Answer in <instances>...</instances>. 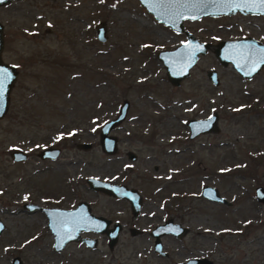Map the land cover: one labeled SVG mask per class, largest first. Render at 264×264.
Wrapping results in <instances>:
<instances>
[{"label":"rangeland","instance_id":"374dc122","mask_svg":"<svg viewBox=\"0 0 264 264\" xmlns=\"http://www.w3.org/2000/svg\"><path fill=\"white\" fill-rule=\"evenodd\" d=\"M100 23L103 42L95 35ZM0 24L1 59L18 71L0 118V264L15 256L21 264H176L190 257L264 264V204L253 196L255 186L264 187V67L243 81L212 52L220 40L245 36L264 44L263 17L185 20L183 29L210 48L178 86L166 80L155 56L185 36L157 22L136 0L12 1L0 6ZM208 70L219 78L215 88ZM122 100L128 109L121 128L110 132L118 150L109 156L100 149L98 130ZM212 112L219 131L188 140L186 119ZM79 143L90 146L83 150ZM52 144L62 147L58 163H71L64 169L75 181L72 202L87 200L94 214L124 226L112 250L97 237L95 250L71 242L56 253L44 219L17 212L20 200H37L35 153ZM12 149L29 159L13 163ZM128 150L135 161L125 157ZM154 165L162 169L156 172ZM54 169L47 180L62 179L61 165ZM86 177L137 189L143 199L138 216L131 218L124 200L90 192ZM202 185L215 187L229 204L200 197ZM166 218L188 231L179 239L162 236L167 257H160L147 232ZM132 226L142 232L131 235Z\"/></svg>","mask_w":264,"mask_h":264},{"label":"water","instance_id":"95a60500","mask_svg":"<svg viewBox=\"0 0 264 264\" xmlns=\"http://www.w3.org/2000/svg\"><path fill=\"white\" fill-rule=\"evenodd\" d=\"M12 1L18 0H0V6L6 5ZM152 17L157 21L172 29L175 32H183L185 41L170 50H161L156 53V59L160 61L164 70L166 80L172 86H178L180 82L188 77L189 71L197 61L199 55H203L209 48L210 44L198 41L190 32L183 29L185 20H198L201 17H218L229 16L235 13L242 15L255 14L264 15V10H258L254 5L245 6L241 0H136ZM3 27L0 24V71L8 75L5 82L3 95L0 97V118L3 117L7 110L9 93L18 76L15 66L5 63L1 59L3 47ZM96 39L105 41V29L100 23L95 29ZM213 55L222 65L228 64L244 79H250L264 65V44L251 38L243 37L233 40H220L213 49ZM206 77L213 85L217 84L216 72L208 70ZM128 109V101L122 100L117 107L116 114L113 118L102 123L99 128L98 143L102 152L113 154L116 151V137L110 134V131L119 126L125 119ZM215 115L206 119H188L186 126L189 130V136L194 137L201 133L217 131L215 127ZM81 149L89 148L88 143H81ZM57 149L47 147L40 150L38 156L56 157ZM9 156L14 161H21L25 158L24 153L19 149L9 152ZM86 183L93 191L102 192L116 199H125L129 204L131 216H137L141 200L136 190L128 189L122 185H114L94 178H87ZM199 196L212 202L227 204L215 187L203 185L200 187ZM254 197L257 202L264 204V187L256 186L254 188ZM47 229L50 231L53 243L52 248L58 252L70 242L84 244L87 248L97 246L96 238L79 237L80 232H92L106 236V246L112 250L118 239L120 225L114 222L108 229L110 221L101 216L90 214L86 203L80 202L73 210L46 209ZM2 223L0 222V232ZM135 230L131 231V235ZM187 228L174 223L171 218L164 220L162 224L156 225L150 230L152 240V249L158 255H164L162 252V243L160 238L165 235H171L176 239L183 237ZM11 264H20L19 258H12ZM178 264H210L205 258L188 259Z\"/></svg>","mask_w":264,"mask_h":264},{"label":"flooded vegetation","instance_id":"af4514ba","mask_svg":"<svg viewBox=\"0 0 264 264\" xmlns=\"http://www.w3.org/2000/svg\"><path fill=\"white\" fill-rule=\"evenodd\" d=\"M235 14H239V15H242V14H240V13H235ZM230 16V15H229ZM243 16H252V17H263L264 18V15H255V14H246V15H243ZM245 37H248V36H245ZM243 38V37H242ZM219 63V62H218ZM220 64V63H219ZM221 65V64H220ZM226 66H230V68H232L231 67V65L230 64H228V65H226ZM225 66V67H226ZM264 67V65L262 66V68ZM261 68V69H262ZM260 69V70H261ZM232 70L237 74V72L232 68ZM260 70L257 72V73H259L260 72ZM216 72V71H215ZM256 73V74H257ZM256 74H254L250 79H244V78H242L240 75H238L240 78H241V80L242 79H244L243 81H246V80H251ZM216 77H217V84L216 85H213L212 84V82L209 80V82L211 83V85L215 88V87H217V85L219 84V78H218V76H217V73H216ZM239 78V79H240ZM211 115H215V117H216V120H215V127H217V131H210V132H207V133H201V134H198V135H196V136H194V137H190L189 136V130H188V128H187V126H186V128H187V131H188V136H187V139L188 140H192V139H194L195 137H198V136H200V135H203V134H209V133H216V132H218L219 131V127H218V125H217V120H218V116H217V114L216 113H214V112H212V113H210V114H208L207 116H205V117H202V118H188V119H206V118H208L209 116H211ZM126 117V116H125ZM188 119H186V121L188 120ZM109 120V119H108ZM125 120V119H124ZM123 120V121H124ZM107 121V120H106ZM122 121V122H123ZM186 121H185V125H186ZM105 122V121H104ZM121 122V123H122ZM120 123V124H121ZM120 124H119V126L117 127V128H121V126H120ZM114 130V129H113ZM112 131V130H111ZM110 131V132H111ZM112 135V134H111ZM98 136H99V130H98ZM115 136V135H114ZM116 137V136H115ZM70 140V139H69ZM62 141V140H61ZM60 141V142H61ZM59 142V141H58ZM59 142V143H60ZM58 143V144H59ZM117 143H118V138L116 137V151L113 153V154H106V155H109V156H113V155H115L116 153H117V150H118V147H117ZM59 145H61V144H59ZM59 145H57V144H52V145H48V146H45V147H43L42 149H40V150H43V149H45V148H47V147H50V148H53V149H57L58 150V153H57V155H56V157H54V158H50V157H43V158H41V157H39L38 156V153L40 152V150H38L36 153H35V156H36V158H37V168L35 169V173H38L39 175H41V177H40V189H39V194H38V198H37V200H34V199H31V200H28V199H26V200H20V202H19V204H18V206H19V208L17 209L18 211L17 212H19V213H37V214H39L43 219H44V222H45V229L48 231V233H49V235L51 236V238H52V235H51V233H50V231L47 229V227H46V225H47V216H46V209H62V210H73L76 206H77V204L78 203H80V202H84V203H86L87 204V206H88V208H89V211H90V214H92V215H94V216H101V217H104V218H106V219H108L109 221H110V224L108 225V229L111 227V225L114 223V222H118V221H111L109 218H107V217H105V216H103V215H99V214H94L93 212H92V209H91V207H92V205H91V203L89 202V201H87V200H79L78 202H75L74 203V201L72 202V200H75V192L73 191V189H74V184H75V181L69 176V173L64 169L65 168V166L66 165H68V166H70V162H67L66 164H62V163H58L59 162V160H60V158H61V152H62V147L61 146H59ZM81 143H79L78 144V147H80L81 148ZM12 150H14V149H12ZM19 150H21L23 153H24V156H25V158L23 159V160H21V161H14V160H12V158L9 156V158H10V160L13 162V163H16V162H20V163H25L28 159H29V154L28 153H26L25 151H23L22 149H19ZM11 151V150H10ZM9 151V152H10ZM8 155H9V153H8ZM125 157L127 158V159H129L130 161H135L136 160V155L132 152V151H126L125 152ZM55 164V165H54ZM55 167H57L58 165H61V173L63 174V177H62V179H60L59 177H53V175L50 177V178H48V180L46 179V174L48 173V175H50L49 174V172L51 173V171L54 169V166ZM127 168L128 169H130L131 170V168H132V166H127ZM57 169V168H56ZM159 169H162V165L161 166H158V165H154L153 166V170L154 171H158ZM55 170V169H54ZM87 178H94V179H96V180H100V181H104V182H107V183H111V184H114V185H122V186H124V187H126V188H128V189H133V190H136V192L138 193V195L140 196V200H141V205H140V210H141V208H142V204H143V199H142V196H141V194L139 193V191L137 190V189H135V188H133V187H129V186H127V185H125L124 183H115L114 181H109V180H103V179H99V178H95V177H86V178H84V183H85V186H86V188L90 191V192H92V193H94V194H97V195H103V196H105V197H110V198H114V197H111V196H108V195H106V194H104V193H102V192H99V191H93V190H91L89 187H88V185H87V183H86V179ZM46 180H47V182L48 183H46ZM203 186V185H202ZM258 186V185H257ZM260 186V185H259ZM48 188L47 190L45 189V188ZM213 187V186H212ZM256 187V186H255ZM254 187V188H255ZM199 192H200V190H199ZM219 193V192H218ZM253 196H254V189H253ZM223 197V196H222ZM67 199H70L69 201H67ZM114 199H116V198H114ZM205 199V198H204ZM254 199H255V197H254ZM116 200H124L127 204H128V202L125 200V199H116ZM207 200V199H206ZM256 200V199H255ZM209 201V200H208ZM227 201V200H226ZM212 202V201H211ZM64 203H66V204H64ZM217 203H220V202H217ZM259 203V202H258ZM222 204V203H221ZM227 204H229V201H227ZM224 205H226V204H224ZM128 208H129V204H128ZM140 210H139V212H138V214L140 213ZM12 214H14L15 212H11ZM129 213H130V209H129ZM138 214H137V216H138ZM131 215V214H130ZM137 216H135V217H137ZM135 217H133V216H131V218H135ZM167 219V218H166ZM172 219V218H171ZM172 221H173V219H172ZM0 222L2 223V230H1V232H0V234L2 233V231L4 230V228H5V225H4V223H3V221L0 219ZM164 222V220L161 222V223H156V224H154L149 230H148V235L150 236V230L153 228V227H155L156 225H159V224H162ZM174 222V221H173ZM174 223H179V222H174ZM118 224L120 225V231H119V233L121 232V231H123V229H124V226L120 223V222H118ZM180 225H181V223H179ZM183 226V225H182ZM185 227V226H184ZM187 228V227H186ZM128 232L131 234V231L132 230H135L134 231V234L133 235H136V234H138L141 230L140 229H137V228H135V227H129L128 229ZM187 231H188V228H187ZM142 232V231H141ZM119 233H118V235H119ZM171 236V235H170ZM79 237H87V238H96V240H97V243H98V239H97V237H103V238H105V241L107 242V239H106V236H104V235H100V234H95V233H92V232H80L79 233ZM151 237V236H150ZM173 237V236H172ZM152 238V237H151ZM174 238V237H173ZM176 239V238H175ZM152 240H153V238H152ZM52 243H53V238H52ZM71 243V242H70ZM75 243H77V242H75ZM69 244V243H68ZM79 244V243H78ZM67 245V244H66ZM65 245V246H66ZM81 245H83L84 246V244H81ZM52 246V245H51ZM65 246H64V248H65ZM85 248H87L86 246H84ZM63 248V249H64ZM97 247H95V248H87V249H90V250H95ZM53 249V248H52ZM62 249V250H63ZM62 250H60V251H62ZM53 251L54 252H56L54 249H53ZM60 251H58V252H60ZM152 252L153 253H155L154 251H153V249H152ZM162 252H164V255H158V254H156V255H158V256H160V257H167V252L166 251H164L163 250V248H162ZM57 253V252H56ZM15 257H17V256H15ZM12 258H14V257H12ZM12 258H11V260H10V264H11V261H12ZM19 258V257H18ZM191 258H194V259H198V258H203V257H190V258H187V259H185L184 261H180V262H185L186 260H188V259H191ZM180 262H177L176 264H178V263H180ZM19 263L21 264V261H20V259H19Z\"/></svg>","mask_w":264,"mask_h":264},{"label":"snow or ice","instance_id":"6c2138e0","mask_svg":"<svg viewBox=\"0 0 264 264\" xmlns=\"http://www.w3.org/2000/svg\"><path fill=\"white\" fill-rule=\"evenodd\" d=\"M213 2H216V0H213ZM223 2H230V0H223ZM241 2L245 6L251 4L256 6L258 10H264V0H241ZM7 79H8V75L0 71V97H2L3 95V89Z\"/></svg>","mask_w":264,"mask_h":264}]
</instances>
